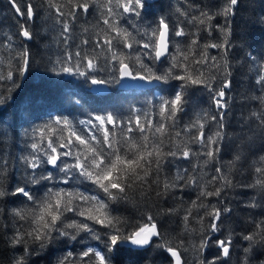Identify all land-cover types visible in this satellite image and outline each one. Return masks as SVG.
<instances>
[{
    "label": "snow or ice",
    "instance_id": "snow-or-ice-1",
    "mask_svg": "<svg viewBox=\"0 0 264 264\" xmlns=\"http://www.w3.org/2000/svg\"><path fill=\"white\" fill-rule=\"evenodd\" d=\"M9 2L23 23L18 21V44L8 35L0 45L8 52L7 71L5 74L0 69V81H11L14 88L21 87L17 81L31 66L29 42L36 38L32 24L40 10L54 27L59 26V42L65 50L54 64L59 65L60 72L84 77L93 85L124 79L163 85L179 82L173 95L160 96L149 111L132 108L127 120L108 112L81 120L83 127L78 128L67 117H56L24 130L25 146L30 151L19 157L24 167L11 184L5 183L8 160L0 158V201H19L11 210V223L0 225L6 245L18 253L9 264H37L33 257L44 259V253L50 256L55 246L69 242L82 243V250L78 254L67 252L55 264H135L143 259L140 250L150 248L164 255L168 264H189V252L195 253L192 264H229L237 240L234 230L224 228V218L233 211L226 201L236 185L232 167L225 171L215 165L224 140L226 90L232 84L227 78L231 76L227 53L239 0H222L215 12L199 10L198 15L177 8L179 16L195 31L187 30L185 22L172 24L164 16L154 24H144L157 6L150 0H42L39 9L29 0ZM93 13L97 18L94 34L71 51L70 41L80 16ZM217 17L225 23L213 25ZM260 23L264 24V16ZM214 30L222 34L219 42L201 46L200 31L211 37ZM81 31L88 33L89 28ZM176 37L185 38L184 42L176 41ZM89 45L91 52L86 50ZM208 49L222 50L223 55L218 60ZM4 63L0 59V64ZM94 73H107V78H97ZM199 88L210 94L216 114L205 111L181 127L180 114L185 113L188 90ZM255 88L259 95L254 99L260 107L252 116L257 122L256 134L264 140V63L258 66ZM9 99L12 97L0 94V105ZM213 123L217 125L214 131ZM260 151L264 153V146ZM240 159L236 155L235 160ZM181 160L189 162L191 169L180 167L176 162ZM169 165L176 166L175 175L167 174ZM85 181L90 190L59 186ZM38 187L44 188L42 195H37ZM240 187L255 190L259 197H250L245 207L264 209V154L253 168L252 183ZM185 190L195 192V199L184 206L180 196L181 208L162 210L165 216L183 211L182 233L175 240L149 210L141 211L134 220L113 214L112 205L130 202V192H138L147 204L151 194L175 199L177 192ZM193 220L199 228L191 226ZM250 223L251 229L239 236L244 244L237 264H264V212L259 219L250 218ZM91 241L103 247L93 246Z\"/></svg>",
    "mask_w": 264,
    "mask_h": 264
},
{
    "label": "trees",
    "instance_id": "trees-1",
    "mask_svg": "<svg viewBox=\"0 0 264 264\" xmlns=\"http://www.w3.org/2000/svg\"><path fill=\"white\" fill-rule=\"evenodd\" d=\"M39 9L42 0H29ZM156 8L154 15L145 18L144 24H154L161 16L167 17L172 24L185 22L184 17H180L176 12L177 8H182L190 14L198 15L199 10H211L215 12L217 6L222 0H158L153 2ZM198 6V7H192ZM264 16V0H239L237 14L232 23L233 35L229 37L231 46L227 53L229 61V70L231 76L227 77L232 81L231 87L226 90V99L228 100L227 115L224 120V140L222 142L221 152L218 157V163L215 166L222 167L228 171L232 167V176L236 187L229 191L227 197L228 206L233 209L232 213L224 218V228L233 231L236 236V251L229 264H237L241 256V246L244 244L239 240V236L248 232L252 225L251 219H259L264 209H251L245 207L247 200L257 195L255 190L242 188L240 185H246L253 181V168L256 166L260 149L264 146V140L260 139L257 133L256 120L252 116L260 105L255 96L259 91L255 88V76L258 66L264 63L261 57H264V24L260 23V17ZM46 13L38 11V16L32 24L37 33L36 38L29 42L32 52V62L28 72L24 77L18 79L20 88H14L11 81H0V94L5 97L11 96L5 105H0V158L7 159L8 179L5 181L11 184L14 179L19 178L23 164L19 157L27 155L30 149L26 148V141L23 137L25 129L31 130L56 117H67L78 128L83 127L79 124L81 120L87 121L96 115H103L111 112L120 119L127 120L132 108H139L143 111L152 109L153 104L159 103V97H169L178 90L179 82L173 81L170 85L157 86L147 90H122L119 89V83L110 82L106 85L110 92L106 95L94 94L91 88L90 80L78 75H72L59 71V65L54 62L61 56L65 50V45L59 42V26H53L52 20H46ZM96 15L93 13L87 17L81 15L73 33L71 51L76 50V45L81 43L82 39L91 37L95 29ZM18 21L23 23V18L17 16L9 0H0V45L8 35H12L15 42L19 43ZM225 23L222 17H217L212 24ZM189 31H195L192 25L184 23ZM88 27L89 32L83 33L81 29ZM201 46L206 42H219L222 34L213 31L211 37L207 32L200 31ZM185 38L176 37V41L184 42ZM87 51L91 52V45L87 46ZM99 51V50H97ZM127 51V50H125ZM211 55L219 58L223 55L222 50L208 49ZM8 52L0 47V59L5 63L0 64V69L6 74V58ZM252 57H256L253 61ZM146 62H148L146 60ZM103 61L101 60V64ZM223 64V60H220ZM167 65L159 66L166 67ZM56 69L55 71L53 69ZM83 71V67L81 68ZM97 78H107V73L93 74ZM175 85V88L172 87ZM9 89H12L10 92ZM78 101V103H77ZM216 114L215 106L210 100V94L203 88L188 90V104L185 106V113L180 114V126L194 119L197 114L203 112ZM217 125L213 123L211 129L214 131ZM198 147V146H194ZM240 155L239 161L235 160L236 155ZM231 162V163H230ZM180 167H188L191 164L187 161H177ZM49 170L51 167L48 166ZM176 166L169 165L167 174L175 175ZM209 174H214L212 167L208 169ZM71 190L73 187H79L81 191L91 189V185L85 181L83 184L70 182L68 185H59ZM44 188L38 187L37 195H42ZM130 202H119L112 205L113 214L121 217H127L134 220L139 217L141 211L149 210L153 215H157L165 231L173 240L182 233L183 211L165 216L162 210L168 208H181L180 196H183L185 202L195 199V192L185 190L183 193H176V198L171 196L167 199L157 198L151 194V199L147 204L141 199L138 192H130ZM9 198L0 201V225L11 223V210L19 206V201L11 203ZM215 203L213 198H209ZM257 199H259L257 195ZM207 220H205V224ZM191 226L199 228V224L193 220ZM99 227V226H97ZM10 234V233H9ZM79 239V238H78ZM89 241L85 240L84 243ZM93 246L103 247L96 241H91ZM82 250V243L69 242L67 246H55L52 254L43 255L44 259H37V264H55L57 258L72 251L78 254ZM143 259L137 260L135 264H168L164 255L158 250L150 248L147 251L140 250ZM14 253L5 243V236L0 229V264H9ZM189 264L195 259V253L186 254ZM125 264H133L131 261H125Z\"/></svg>",
    "mask_w": 264,
    "mask_h": 264
},
{
    "label": "water",
    "instance_id": "water-1",
    "mask_svg": "<svg viewBox=\"0 0 264 264\" xmlns=\"http://www.w3.org/2000/svg\"><path fill=\"white\" fill-rule=\"evenodd\" d=\"M158 0H150V2H156ZM161 84H158V82L153 81L152 83H148L147 81H140V80H131V79H124L119 82V89L128 90V89H136V90H146V89H152ZM91 91L94 94L98 95H105L109 93L110 89L109 87L104 85H93L91 84Z\"/></svg>",
    "mask_w": 264,
    "mask_h": 264
},
{
    "label": "bare ground",
    "instance_id": "bare-ground-1",
    "mask_svg": "<svg viewBox=\"0 0 264 264\" xmlns=\"http://www.w3.org/2000/svg\"><path fill=\"white\" fill-rule=\"evenodd\" d=\"M90 90H91V88H90Z\"/></svg>",
    "mask_w": 264,
    "mask_h": 264
}]
</instances>
